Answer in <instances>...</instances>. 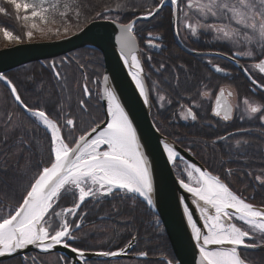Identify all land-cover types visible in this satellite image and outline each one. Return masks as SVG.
<instances>
[{
    "label": "snow or ice",
    "instance_id": "obj_1",
    "mask_svg": "<svg viewBox=\"0 0 264 264\" xmlns=\"http://www.w3.org/2000/svg\"><path fill=\"white\" fill-rule=\"evenodd\" d=\"M7 2L18 13L23 9L25 13L30 12L31 18H38L39 22L45 24L49 22V17L52 18V23L56 22L57 15L65 17L76 4V0H33L31 3L7 0ZM169 2L180 8V0ZM180 11L184 12L189 20L195 19L194 24L186 25L193 36L198 35L199 29L205 32L212 31L217 34V40L229 41L235 45L243 41L264 51V0H186L185 7ZM0 12H4L2 7ZM76 15L77 17L80 15L78 5ZM151 15L153 13L149 11L148 16ZM24 19H29V15H25ZM32 27L35 28L36 24L34 23ZM133 28L134 22L120 25L117 42L125 64L128 65L130 60V67L136 69V72L130 75L147 103V94L140 79L142 68L136 56ZM68 30L65 27V33ZM0 31L6 39H16L19 42L20 38L14 36L12 32L2 28ZM48 32L53 35L59 34L58 29L53 31L49 28ZM26 35L31 38L32 32H27ZM235 54L252 57L253 51L249 48L246 52L237 51ZM255 67L264 73V61H260ZM215 70L222 71L220 67H216ZM56 75L60 78L59 71H56ZM0 81H4L10 87L11 94L25 111L51 133L48 164L32 178L22 202L13 210L10 205L6 208L0 201V258L13 257L29 246L43 253L50 252L55 246H62L77 256L84 257L83 251L68 242L76 240L77 237L73 234V226L66 217L75 216L77 209L87 197L106 196L118 189L133 196L138 195L149 205L152 204L153 183L148 160L141 151L132 122L111 90L106 88L104 93L107 99V114L110 117L106 127L100 131L93 127L87 135H81L78 140L69 143L61 135V128L49 118L45 110L32 109L24 105L16 87L2 74ZM224 91L220 89V95L216 97L214 114L216 116L223 114V119L227 120L233 106L222 99ZM84 92L86 95L89 94L86 86ZM203 95L208 97L209 93L205 92ZM163 99L161 97V100ZM243 104L250 118L259 113V119L264 122V107L250 103L247 99ZM83 105L84 102L81 101V106ZM187 115L193 121L197 119L191 111ZM66 124L73 125V119H67ZM92 133L96 134L93 136ZM25 143L23 136L17 141L18 145ZM243 143L246 144L247 141ZM240 146L241 141L237 140L236 147ZM24 150L18 148V152ZM165 151L168 152L170 161L176 156L167 145ZM27 170H30V161ZM228 172L231 174V169ZM188 176L190 180H194L195 186L182 180L181 187L195 198L203 220V228L198 227L193 220V214L185 206L184 212L192 228V238L199 250L198 264H251L242 257L240 249H255L264 245V208L247 202L246 198L232 191L219 177L200 168L192 167ZM255 179L264 184V176L257 175ZM69 194L74 200L78 194V202L71 208L56 211L62 195ZM80 227L79 223L75 224V228ZM96 255L116 257L121 255V252L102 251ZM29 259L36 264V258L27 255L22 257L23 264H27Z\"/></svg>",
    "mask_w": 264,
    "mask_h": 264
},
{
    "label": "trees",
    "instance_id": "obj_2",
    "mask_svg": "<svg viewBox=\"0 0 264 264\" xmlns=\"http://www.w3.org/2000/svg\"><path fill=\"white\" fill-rule=\"evenodd\" d=\"M24 1L30 3V0ZM160 2L161 0H76V4L65 17L56 16L55 23L51 22V17L46 24L39 22L38 18L33 19V22L39 25H52L59 32H65L64 29L67 27L69 30L64 36L67 37L97 20H112L126 24L136 16L152 12ZM77 5L80 13L78 17L76 15ZM0 7L4 9V12H0V28L19 37V42L26 43L25 33L28 30V25L24 19L25 12L21 9L18 13L7 0H0ZM170 18V11L163 9L152 21L137 24L133 32L138 39V30H145L151 24L161 25L160 32L169 53H182L171 37ZM1 33L2 31H0ZM60 38L53 34L46 35L41 39V42L55 41ZM138 41L143 45L145 39L140 37ZM183 44L189 49H197L196 51L212 50L231 53L225 46L215 43L204 46L202 49H198L201 47L197 45L198 43L191 46L190 43L183 40ZM56 71H59L60 78H57ZM102 75L101 54L95 50L81 49L67 57L33 63L4 76L16 87L23 104L29 108L42 109L44 105L52 104L57 108L58 117L66 111L71 112L70 116L76 118L79 131L68 140L65 139L67 142L73 143L103 120L102 108L98 102L99 81ZM86 77L87 80H85ZM85 86L90 90V96L83 91ZM81 101L84 102L83 107L79 106ZM158 128L159 132L167 138L173 141L178 139L177 127ZM21 136L24 137L26 143L18 145L17 141ZM196 146L197 150H200L195 153L196 158L204 163L210 173L219 177L236 194L246 198L247 202L264 207V186H255L258 190L252 193L254 187L250 185L249 181H253V178L249 180L248 176L244 175L243 177L237 176L234 183L228 180L226 172L228 155L225 149L221 151L208 144L210 147L206 152L207 146L203 141L197 142ZM18 148L25 150L18 152ZM50 149L49 135L14 104L9 91L0 83V201L6 208L10 205L14 210L22 202V197L32 178L43 166L48 164ZM202 152H205L207 162L202 157ZM29 161L30 170H27ZM26 170L27 174H25ZM239 174L245 173L240 171ZM179 179L184 180L183 177H179ZM77 201L78 197L74 200L70 194L62 195L56 211L71 208ZM69 222L73 226V234L77 239L68 242L81 251H118L135 238L136 244L131 254H146L145 259L89 264H167L166 261L169 264H176L169 241L157 217L137 197L113 194L100 201L86 200ZM76 223L81 224V229L75 228ZM241 255L251 264H264V252L249 254L241 252ZM49 256L57 258L59 264H68L66 258L58 255H30L28 257L36 258L37 264L38 258ZM0 264H23V261L22 258H15ZM27 264H33V260L29 259Z\"/></svg>",
    "mask_w": 264,
    "mask_h": 264
},
{
    "label": "flooded vegetation",
    "instance_id": "obj_3",
    "mask_svg": "<svg viewBox=\"0 0 264 264\" xmlns=\"http://www.w3.org/2000/svg\"><path fill=\"white\" fill-rule=\"evenodd\" d=\"M184 7L183 0H180V8H177L176 25L181 41L184 40L191 46L194 43L201 46L214 44L215 42L209 35L200 33L201 29L198 30L196 36L190 34L186 27L190 21H187L184 12L180 11ZM165 9L170 11L172 17L171 9ZM169 25L173 39L171 18ZM160 27L161 25L151 24L145 30L137 31L138 37L145 39L143 45L135 36L145 71L151 108L150 115L155 127L157 129H159L158 127L161 129L168 126L177 127L178 139L175 142L194 156L200 151L197 150V142L203 141L205 143L206 152L209 151L210 146L221 151L225 149L228 155V169L226 171L228 180L234 183L233 181L236 180L237 176L243 177L244 175L248 176L249 180L253 178L254 180L249 182L254 187L252 193H255L258 190L255 186H264L255 179L257 175L264 176V172H262L264 170V122L259 119V113L250 118L245 111L243 101L247 99L250 103L264 107V94L254 89L244 79L238 68L229 61L216 57H189L184 53H169ZM201 52H213L229 58L237 56L239 58L237 61L252 81L264 89V74L255 67L264 59V53H261L254 62H247L235 53H222L212 50ZM216 67L222 69V74H217L213 70ZM220 89L225 90L222 99L233 106L230 118L227 120L223 119V115L216 116L213 113ZM205 92L209 93L208 97L203 95ZM88 95H91L90 90ZM161 97L164 99L161 100ZM158 103H161V106ZM79 106L82 107L81 104ZM42 109L49 114L48 116L53 122L57 123L61 128V135L67 140L79 131L76 118L70 116L71 112L66 111L58 117L57 108L54 105H44ZM176 109L179 112L175 116ZM189 111L196 115L195 121L187 115ZM69 118L73 119V125L66 124V120ZM36 124L40 127L38 122ZM222 137L223 139H221ZM237 140L241 141L239 148L236 147ZM244 141L247 143H243ZM229 169H231V174L228 172ZM240 171L245 174H239ZM130 255L135 256L131 253ZM166 263L169 264L167 261Z\"/></svg>",
    "mask_w": 264,
    "mask_h": 264
},
{
    "label": "water",
    "instance_id": "obj_4",
    "mask_svg": "<svg viewBox=\"0 0 264 264\" xmlns=\"http://www.w3.org/2000/svg\"><path fill=\"white\" fill-rule=\"evenodd\" d=\"M164 8H170L172 11L171 28L173 40L180 51L191 57H216L233 63L243 75L244 79L254 89L264 94V89L253 83L252 79L237 61L239 59L237 56L229 58L221 54L213 52H198L185 47L180 41L177 33V8L171 5L169 0H163V4L160 3L159 6L152 11L153 15L148 16L147 14L136 16L126 24L134 22L135 27L139 23H148L153 20ZM146 16L148 18H144ZM120 25L123 24L112 20H97L89 23L80 31L55 41L20 43L0 49V74L5 75L33 63L67 57L69 54L81 49L98 51L103 60V75L100 82V99L104 119L100 125L96 126L97 131L106 127L107 122L110 120V117L107 114V99L104 95L105 89L107 88L115 94L121 107L124 109L129 120L132 122L133 128L136 130L137 139L141 145V151L148 160L153 183V191L151 194L152 204L149 205L147 201L144 202L148 204L159 219L178 264H198L200 259L199 250L196 246V241L192 238V228L189 225L187 216L184 212L185 206H187L189 211L193 214V220L197 223L198 227L203 228V220L201 219L200 213L197 209L195 198L183 187H181V180L175 175L173 165L175 162H183L191 170L192 167H197L202 171H208L190 153L172 140L160 134V132L156 129L150 117L151 108L149 93L145 81V72L137 40L135 38L136 56L140 61L142 68L140 79L144 84L145 92L147 94V103L145 102V98L140 95V91L136 87V83L132 79V75H130V73H135L136 69L130 67V60L129 64L126 65L124 59L121 57L120 45L117 42V37L120 35ZM262 61H264V59ZM213 70L217 74H222L221 72H217L215 69ZM105 77H107V80H105ZM1 82L11 94L10 87H8L4 81ZM11 96L17 106L23 112L29 114L12 94ZM215 108L216 103L214 110ZM89 132H91V130ZM95 134L96 133H92L93 136ZM85 135H87V133ZM165 145L176 153V156L171 161L169 160L168 152L165 151ZM200 203L201 206H203L202 202ZM246 242L250 241L246 240ZM134 246L135 239L131 240L126 247L116 251L121 252V255L119 256L103 257L96 255L97 252L83 251L85 255L82 258L71 252L70 249L62 246H55L48 253H43L39 249L29 246V248L14 254L13 257L0 258V263L32 254L42 256L59 255L66 258L69 264L112 262L133 258L139 259L140 256H131L129 254ZM240 251L261 253L264 252V245L255 249L241 248Z\"/></svg>",
    "mask_w": 264,
    "mask_h": 264
},
{
    "label": "rangeland",
    "instance_id": "obj_5",
    "mask_svg": "<svg viewBox=\"0 0 264 264\" xmlns=\"http://www.w3.org/2000/svg\"><path fill=\"white\" fill-rule=\"evenodd\" d=\"M27 1H29V0H27ZM24 2H26V1H24ZM31 2H33V0H30V3ZM183 2H184V5H185L186 0H183ZM25 15H29V19L26 20L27 21L26 23L28 25L27 32H32V37L31 38H29L26 35L27 32L25 33V37H26L25 40L27 42L41 41V39L46 37V35H52V33L48 32L49 28H51L53 31L57 30V28H55L52 25L46 26V25H42V24L41 25L36 24V27L33 28L32 25L34 24V22H33L34 18L30 17V12L29 13H25ZM186 19H188V18H186ZM187 21H190V23H193V24L195 23V19H192V20L188 19ZM43 33H47V34L45 35ZM200 33H202V34L204 33V34L209 35L213 39L215 44L221 45V46H225L226 48L229 49V51L231 53H236L237 51L246 52V51H248L249 48H251L252 51H253V56L252 57H247V56L240 55L247 62H254L259 57V55L261 53H264V51H262L261 49H259L255 45H247L243 41H241V43L239 45H235V44H233L232 42H229V41L217 40L216 39V35L217 34L215 32H212V31L205 32V31H203L201 29ZM57 36L62 38V37L65 36V32H59V34ZM17 42L18 41L15 40V39H6L4 34H3V32L0 34V49L6 48V47H9V46H13ZM158 104H159V106H161V103H158ZM193 107L195 108L196 106H193ZM175 111H176L175 112V116H176L178 114L179 110L176 109ZM104 147H106V146H104ZM201 155L204 158V160H206V162H207V158H206L205 152H202ZM202 164L204 165V163H202ZM190 171H191V169H189L187 167H184V166H181V165H176L175 166V172L179 173L178 175H181L182 177L185 176L183 178L186 179V182L189 183V184H192L193 186H195L194 180H190L189 179L188 173ZM193 175L195 176L196 174L194 173ZM113 194H118V195H121V196L133 195V194H130V193H127V192H123V191H120V190H113V192L111 194H109V195L97 196V197H87L86 200L95 201V200H99V199H103V198H108V197H110ZM77 197H78V194H77ZM37 261H38L39 264H59L58 259L53 257V256H49V257H46V258H38Z\"/></svg>",
    "mask_w": 264,
    "mask_h": 264
},
{
    "label": "bare ground",
    "instance_id": "obj_6",
    "mask_svg": "<svg viewBox=\"0 0 264 264\" xmlns=\"http://www.w3.org/2000/svg\"><path fill=\"white\" fill-rule=\"evenodd\" d=\"M138 46H139V45H138ZM200 46H201V45H200ZM203 47H204V46H201V47H199L198 49H202ZM181 52H182V51H181ZM198 52H201V51H198ZM218 52H221V51H218ZM182 53H183V52H182ZM184 54H185V53H184ZM185 55H187V54H185ZM187 56H189V55H187ZM189 57H190V56H189ZM52 60H55V59H52ZM50 61H51V60H50ZM52 67H53V65H52ZM53 69H54V68H53ZM150 117H151V115H150ZM151 120H152V119H151ZM152 122H153V121H152ZM153 124H154V123H153ZM41 125H42V124H41ZM42 126H43V125H42ZM43 127H44V126H43ZM156 129H157V128H156ZM46 130H47V129H46ZM157 130H158V129H157ZM47 131H48V130H47ZM158 131H159V130H158ZM48 132H50V131H48ZM160 134H161V133H160ZM163 136H164V135H163ZM165 137H166V136H165ZM166 138H167V137H166ZM168 139H169V138H168ZM190 154H191V153H190ZM191 155H192V154H191ZM192 156L196 159V156H194V155H192ZM117 190H118V189H117ZM141 198H142V197H141ZM142 199H143V198H142ZM143 200H144V199H143ZM133 239H135V238H133ZM133 239H132V240H133ZM130 242H131V241H130ZM130 242H129V243H130ZM129 243H128V244H129ZM128 244H127V245H128ZM135 244H136V239H135ZM169 244H170V243H169ZM127 245H126V246H127ZM126 246H125V247H126ZM134 247H135V246H134ZM170 247H171V245H170ZM133 249H134V248H133ZM133 249H132V250H133ZM171 249H172V248H171ZM120 250H121V249H120ZM132 250H131V252H132ZM131 252H130V253H131ZM172 252H173V250H172ZM130 253H129V254H130ZM173 254H174V253H173ZM131 256H132V255H131ZM135 256H140V257H141L142 255H135ZM174 257H175V256H174ZM139 259H140V258H139ZM128 260H137V259H134V258H133V259H128ZM175 260H176V258H175ZM176 264H178L177 260H176Z\"/></svg>",
    "mask_w": 264,
    "mask_h": 264
}]
</instances>
